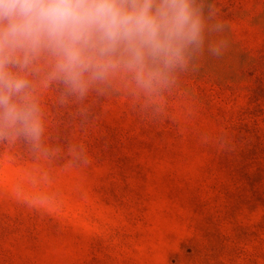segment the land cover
Segmentation results:
<instances>
[{
  "label": "rangeland",
  "instance_id": "obj_1",
  "mask_svg": "<svg viewBox=\"0 0 264 264\" xmlns=\"http://www.w3.org/2000/svg\"><path fill=\"white\" fill-rule=\"evenodd\" d=\"M195 3L204 44L162 84L68 95L37 61L44 132L0 137V264H264V0Z\"/></svg>",
  "mask_w": 264,
  "mask_h": 264
},
{
  "label": "clouds",
  "instance_id": "obj_2",
  "mask_svg": "<svg viewBox=\"0 0 264 264\" xmlns=\"http://www.w3.org/2000/svg\"><path fill=\"white\" fill-rule=\"evenodd\" d=\"M205 30L195 0H0V137L14 130L40 140L42 112L28 74L42 57L52 61L48 79L68 95L83 97L116 71L151 88L187 67Z\"/></svg>",
  "mask_w": 264,
  "mask_h": 264
},
{
  "label": "trees",
  "instance_id": "obj_3",
  "mask_svg": "<svg viewBox=\"0 0 264 264\" xmlns=\"http://www.w3.org/2000/svg\"><path fill=\"white\" fill-rule=\"evenodd\" d=\"M256 90L261 92L264 96V79L255 81V87L252 90V96H256Z\"/></svg>",
  "mask_w": 264,
  "mask_h": 264
}]
</instances>
